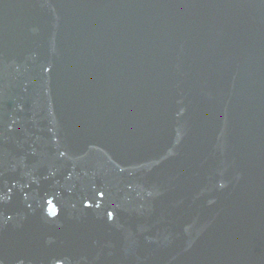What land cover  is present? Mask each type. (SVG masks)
<instances>
[{"label": "water", "instance_id": "95a60500", "mask_svg": "<svg viewBox=\"0 0 264 264\" xmlns=\"http://www.w3.org/2000/svg\"><path fill=\"white\" fill-rule=\"evenodd\" d=\"M0 264H264V0H0Z\"/></svg>", "mask_w": 264, "mask_h": 264}]
</instances>
